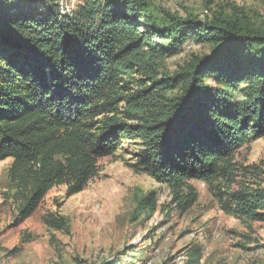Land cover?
I'll return each instance as SVG.
<instances>
[{
	"label": "trees",
	"instance_id": "obj_1",
	"mask_svg": "<svg viewBox=\"0 0 264 264\" xmlns=\"http://www.w3.org/2000/svg\"><path fill=\"white\" fill-rule=\"evenodd\" d=\"M213 2L202 14L159 7L155 17L148 0H77L66 14L58 1L0 0V160L12 159L21 220L55 185L81 191L126 136L140 142L141 171L182 210L196 179L226 210L264 221V187L256 174L237 181L234 162L240 145L264 137V27ZM189 44L209 52L165 71Z\"/></svg>",
	"mask_w": 264,
	"mask_h": 264
},
{
	"label": "rangeland",
	"instance_id": "obj_2",
	"mask_svg": "<svg viewBox=\"0 0 264 264\" xmlns=\"http://www.w3.org/2000/svg\"><path fill=\"white\" fill-rule=\"evenodd\" d=\"M52 1H58L62 14L77 3ZM205 1L148 3L155 17L159 7L185 16L205 12ZM219 5L226 12L238 7L253 25L264 27V0H214L211 8ZM208 52L206 45H186L182 53L165 59L164 69L175 71L192 53ZM140 149L138 139L123 136L115 152L96 159L97 174L81 191L66 196V185H55L24 220L9 179L12 159L0 160V264H264V221L226 210L216 187L196 179L189 181L195 199L182 210L171 188L141 171ZM234 162L237 181H252L256 174L264 187V137L240 145ZM59 218L65 219L67 230L46 222ZM196 250L198 258L192 260Z\"/></svg>",
	"mask_w": 264,
	"mask_h": 264
}]
</instances>
